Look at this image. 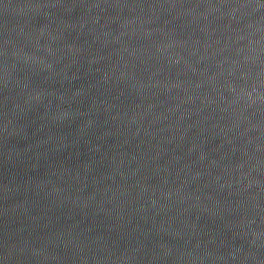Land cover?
<instances>
[{
  "label": "water",
  "instance_id": "water-1",
  "mask_svg": "<svg viewBox=\"0 0 264 264\" xmlns=\"http://www.w3.org/2000/svg\"><path fill=\"white\" fill-rule=\"evenodd\" d=\"M0 264H264V0H0Z\"/></svg>",
  "mask_w": 264,
  "mask_h": 264
}]
</instances>
